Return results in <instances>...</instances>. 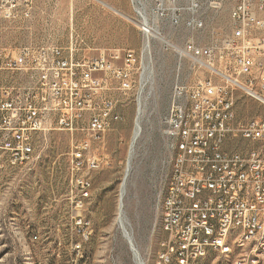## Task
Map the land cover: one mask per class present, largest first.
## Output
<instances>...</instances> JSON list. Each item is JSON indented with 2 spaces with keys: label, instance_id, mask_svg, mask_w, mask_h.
<instances>
[{
  "label": "built area",
  "instance_id": "built-area-1",
  "mask_svg": "<svg viewBox=\"0 0 264 264\" xmlns=\"http://www.w3.org/2000/svg\"><path fill=\"white\" fill-rule=\"evenodd\" d=\"M130 3L142 40L148 42L156 39L149 25L169 22L199 29L205 25V9L230 3L228 35L175 49L208 76L191 86L177 85L165 117L177 177L169 179L159 264H196L210 251L222 254L229 241L244 249V257H235L233 264H247V257L264 264V252H257V245H264V115L243 120L236 113L239 93L264 108V0ZM35 7L36 0H0V23L31 24ZM142 59L143 50L93 56L79 53L73 43L0 47V170L31 169L40 158L36 137L51 130L81 127L100 140L120 119L116 101L105 94L108 80L121 91L133 89ZM71 166L79 190L75 205L82 210L92 182L80 171L99 166L87 142L73 145ZM75 226L84 239L91 234V222L81 214Z\"/></svg>",
  "mask_w": 264,
  "mask_h": 264
},
{
  "label": "rangeland",
  "instance_id": "rangeland-1",
  "mask_svg": "<svg viewBox=\"0 0 264 264\" xmlns=\"http://www.w3.org/2000/svg\"><path fill=\"white\" fill-rule=\"evenodd\" d=\"M70 1L37 0V3L54 9L58 3ZM203 15L205 25L199 29L169 22L159 24L164 38L151 40L149 55L143 53L136 75L139 84L133 89L121 91L113 80H108L105 94L116 101L115 111L120 116L115 122L119 125L117 130H113L114 123L100 140L90 138L81 127L73 132L48 131L35 139L40 158L31 169L8 166L0 170V264H137L132 241L119 227L117 215L137 118L142 71L147 79L143 92L146 98L142 97L144 109L140 115L139 137L132 151L123 203L136 249L145 264H156L160 242L165 237L161 208L174 153L170 139L164 134L165 117L177 85L191 86L208 76L207 71L180 56L175 49L188 41L206 45L231 31L230 3L219 10L205 9ZM66 33L65 29L56 32L53 28L45 32L39 22L4 21L0 23V47L17 48L29 43L69 47L71 44L64 41ZM126 40L118 47L141 52L144 41L137 33L131 32ZM73 45L79 53H97L85 44ZM236 113L239 119L249 120L264 115V108L239 93ZM78 142H87L89 154L99 161L97 168L84 167L80 171L91 180V190L96 189L94 195L90 192L84 199L82 210L76 209L79 190L72 181L71 166L72 148ZM79 214L91 222L87 239L75 226V217ZM77 244L80 249L76 248ZM235 257L236 253L210 251L196 264H233Z\"/></svg>",
  "mask_w": 264,
  "mask_h": 264
},
{
  "label": "crops",
  "instance_id": "crops-1",
  "mask_svg": "<svg viewBox=\"0 0 264 264\" xmlns=\"http://www.w3.org/2000/svg\"><path fill=\"white\" fill-rule=\"evenodd\" d=\"M135 18L133 7L128 0H98L82 3L71 0L58 3L54 9L43 8L36 0L31 24L41 23L45 32L52 28L56 32L65 29L66 43L85 44L87 49L97 52L93 56H98L115 49H131L118 47L127 42L126 36L131 32L137 33L142 38L141 31L134 21ZM118 128L119 125L115 123L113 130ZM95 190L94 188L91 190V196L95 194Z\"/></svg>",
  "mask_w": 264,
  "mask_h": 264
},
{
  "label": "bare ground",
  "instance_id": "bare-ground-1",
  "mask_svg": "<svg viewBox=\"0 0 264 264\" xmlns=\"http://www.w3.org/2000/svg\"><path fill=\"white\" fill-rule=\"evenodd\" d=\"M148 29H149V31H151L153 37L163 39L162 36L159 35V29L157 26L149 25ZM150 44H151L150 41L149 42L146 40L144 41V45H143V49H142L144 54L149 55ZM146 82H147L146 77L144 76V74L141 73V88H140V95H139V99H138L137 118L135 121L134 133H133V137H132L131 145H130V155H132L133 147H134V145H135V143L139 137V131H140V125H141L140 115L143 111L142 110V108H143L142 104H144L142 97L144 95L143 92L145 91L144 88H146ZM125 171H126L125 172V175H126L127 165H126ZM170 177H177V160H172V170H171ZM124 178H125V176H124ZM171 187H172V180H169L167 192H166L165 197L163 198L162 208H161L162 212H163L161 224H162V228H163L164 232L167 228V217L165 216V212L167 210L168 203H170L169 191H171ZM125 194H126V189H125V184H124V179H123L122 184H121V189H120L119 202H118L117 222H118L119 227L122 229L124 235L127 236L130 239V241H132V243H130V241L128 240L130 245H132L131 248H133L135 258H136V263L137 264H145L144 260L142 259L140 253L138 252V250L136 249V247L133 243L132 231L130 228V222H129V219L126 216L125 211H124V203H123L124 199L123 198H124ZM162 240H164V238ZM257 252H264V245H257ZM233 253H236V257H244V249L240 248V243H237V241H229L225 245V247L222 248V254L230 255ZM161 256H162V241L160 242V249H159V252L157 255L156 264H159V260H160ZM247 264H257V257H247Z\"/></svg>",
  "mask_w": 264,
  "mask_h": 264
},
{
  "label": "water",
  "instance_id": "water-1",
  "mask_svg": "<svg viewBox=\"0 0 264 264\" xmlns=\"http://www.w3.org/2000/svg\"><path fill=\"white\" fill-rule=\"evenodd\" d=\"M131 158H132V155H130V156H129V159H128L127 173H126V175H125L124 184H125L126 178L128 177V174H129L130 164H131ZM132 250H133V249H132Z\"/></svg>",
  "mask_w": 264,
  "mask_h": 264
}]
</instances>
